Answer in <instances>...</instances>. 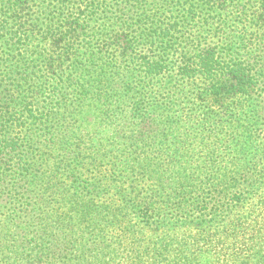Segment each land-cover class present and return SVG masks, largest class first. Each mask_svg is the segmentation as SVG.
Instances as JSON below:
<instances>
[{
  "label": "trees",
  "instance_id": "1",
  "mask_svg": "<svg viewBox=\"0 0 264 264\" xmlns=\"http://www.w3.org/2000/svg\"><path fill=\"white\" fill-rule=\"evenodd\" d=\"M0 264H264V0H0Z\"/></svg>",
  "mask_w": 264,
  "mask_h": 264
}]
</instances>
